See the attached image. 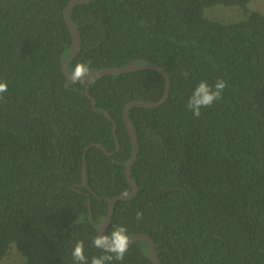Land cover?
Returning <instances> with one entry per match:
<instances>
[{
  "label": "trees",
  "instance_id": "16d2710c",
  "mask_svg": "<svg viewBox=\"0 0 264 264\" xmlns=\"http://www.w3.org/2000/svg\"><path fill=\"white\" fill-rule=\"evenodd\" d=\"M69 1L0 0V261L15 246L22 264H73L77 241L89 261L104 254L92 245L87 202L101 225L106 198L131 192L123 108L165 91L157 70L103 75L87 90L113 121L94 110L86 82L67 83L61 66L72 43ZM249 1L91 0L69 13L81 36L69 70L155 62L169 76L162 103L128 110L138 190L114 203L103 233L124 225L129 237L148 234L163 264H264V13ZM213 5L242 17L210 18ZM217 79L227 83L221 99L194 117L192 91ZM111 264H153L147 242H132Z\"/></svg>",
  "mask_w": 264,
  "mask_h": 264
},
{
  "label": "water",
  "instance_id": "95a60500",
  "mask_svg": "<svg viewBox=\"0 0 264 264\" xmlns=\"http://www.w3.org/2000/svg\"><path fill=\"white\" fill-rule=\"evenodd\" d=\"M89 1H91V0H70L63 10V16H64L65 23H66L67 27L69 28L71 36H72L70 53L61 63L62 70H63V72L67 78V83H69V84H71L73 82L69 79V72L71 70L68 69V64L75 58V56L80 51V47H81L80 32L76 28V26L74 25L72 20L70 19L69 13L74 6H76L78 4H84V3H87ZM141 69H153V70H157L159 73H161L165 77V91L163 93V96L160 98V100H158L156 102H147L145 100H131V101L127 102L123 108V117H124V120L126 123V128L128 130L129 136H130V141H131V154H130V158H129L128 163H127L126 168H125V175H126L127 181L129 182V184L131 186V192L129 194H119V195L113 196L111 198H106L108 201V211H107V214H106L104 221L102 222L101 225H97L94 222L93 217H92V213L90 210V202L89 201L87 202L88 210H89V219H90V222L96 227L97 232H98L97 235L103 234L104 230L108 226V224L112 218L113 212H114V203L117 200H128V199L133 198L136 195L137 190H138L136 183H134V181L131 177V167L137 158L139 142H138L136 130L129 120L128 110L134 106L152 108V107H155V106L159 105L160 103H162L163 100L166 98V95L168 92L169 76H168L167 72L164 70V68L155 62L136 63L135 61H130L128 64L123 65V66H113V67H107V68H104L101 70L90 71L91 78H88L87 76H85L83 78V80H80V81L86 82L85 94L91 99L93 109L104 113L109 120H112V117L110 116V114L106 110L96 108L95 101L87 90L88 86L90 84H92V82L94 80H96L97 78H99L103 75L117 73V72H129V71H135V70H141ZM77 82H79V81H77ZM114 129H115V124H113V134H114ZM117 144H118V142H117ZM91 145L102 148L104 150V152L106 154H108V152L105 151L102 144L94 143ZM82 177H83V184L86 185L87 184V168H86L85 158H83ZM137 240L147 242V244H148V257L152 261L153 264H163L161 262L159 256H158V253L156 250V245H155L153 239L148 234H146V233H135V234L131 235L129 237V245L132 242L137 241Z\"/></svg>",
  "mask_w": 264,
  "mask_h": 264
},
{
  "label": "clouds",
  "instance_id": "9594fccd",
  "mask_svg": "<svg viewBox=\"0 0 264 264\" xmlns=\"http://www.w3.org/2000/svg\"><path fill=\"white\" fill-rule=\"evenodd\" d=\"M187 77V71L182 72ZM87 76L91 78V73L87 64L80 62L74 65L69 72V79L75 83L83 80ZM227 83L224 79H217L214 85H209L206 81H200L192 91L188 98L186 107L190 110L194 117L201 115V109L210 107L214 102L219 101L222 97ZM7 91V83L0 81V101L4 99L3 93ZM142 213L137 212V220L142 219ZM92 245L101 249L104 253L100 256H93L90 261L84 252V242L77 241L72 249L73 264H111L113 260L120 261L124 258L129 249V236L126 226L116 225L110 234L96 235L92 240Z\"/></svg>",
  "mask_w": 264,
  "mask_h": 264
},
{
  "label": "rangeland",
  "instance_id": "374dc122",
  "mask_svg": "<svg viewBox=\"0 0 264 264\" xmlns=\"http://www.w3.org/2000/svg\"><path fill=\"white\" fill-rule=\"evenodd\" d=\"M250 10H258L264 13V0H250L248 3ZM210 18H215L221 22L228 23L229 21H236L242 17V10L235 7L224 5H213L205 9ZM24 261L23 255L12 247L8 254L0 261V264H22Z\"/></svg>",
  "mask_w": 264,
  "mask_h": 264
}]
</instances>
